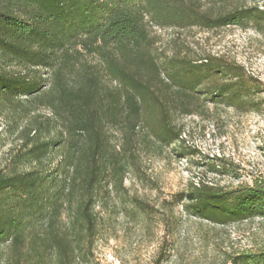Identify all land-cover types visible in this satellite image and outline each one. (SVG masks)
I'll use <instances>...</instances> for the list:
<instances>
[{
  "label": "trees",
  "instance_id": "trees-1",
  "mask_svg": "<svg viewBox=\"0 0 264 264\" xmlns=\"http://www.w3.org/2000/svg\"><path fill=\"white\" fill-rule=\"evenodd\" d=\"M245 2L0 0V116L10 117L20 141L0 169V264L87 257L101 196L123 188L141 153L180 141L178 119L203 116L208 102L238 111L264 105L259 81L241 64L203 53L188 35L264 21ZM154 28L170 30L166 42ZM168 204V220L176 204L214 225L264 219V177L236 186L191 182ZM164 259L160 249L153 264ZM229 261L264 264V250Z\"/></svg>",
  "mask_w": 264,
  "mask_h": 264
},
{
  "label": "rangeland",
  "instance_id": "rangeland-1",
  "mask_svg": "<svg viewBox=\"0 0 264 264\" xmlns=\"http://www.w3.org/2000/svg\"><path fill=\"white\" fill-rule=\"evenodd\" d=\"M245 4L264 12V0ZM154 29L166 42L170 30ZM188 35L203 53L241 64L247 75L259 81L263 91L256 97L264 99V21L212 31L194 29ZM208 107L203 116L178 119L180 141L158 155L141 153L137 171L125 177L123 188L104 192L95 207L99 230L92 250L74 264H153L160 249L165 255L162 264H231L229 258L242 250H264L261 218L214 225L188 215L181 204L173 205V216L166 218L169 211L164 206L191 182L236 186L264 177V105L257 111L211 102ZM9 122L10 117L0 116V169L9 164L20 144L17 130L7 128ZM218 159L225 168L216 166ZM133 195L153 207L154 213L148 216L134 207Z\"/></svg>",
  "mask_w": 264,
  "mask_h": 264
}]
</instances>
